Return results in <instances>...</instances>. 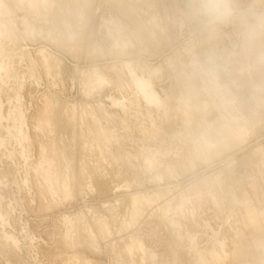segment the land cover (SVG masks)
I'll return each mask as SVG.
<instances>
[{
  "label": "rangeland",
  "instance_id": "1",
  "mask_svg": "<svg viewBox=\"0 0 264 264\" xmlns=\"http://www.w3.org/2000/svg\"><path fill=\"white\" fill-rule=\"evenodd\" d=\"M16 2L0 0L2 20L14 28L1 39L5 44L2 53L19 71L7 83L0 82V90L6 112L10 99L22 95L27 138H20L22 145H18L17 140L8 137L6 147L0 149L1 208L8 221L0 227V264H85V259L93 264H117L119 260L141 264L137 255L135 261L130 258L124 243L129 233L121 226V220L131 215L132 194L178 186L190 188L214 172L221 173L225 191L220 206L209 197L196 201L202 225L190 230L201 240L199 246L195 235H189V240L171 239V243L158 244L155 248L163 254L158 264H264V251L257 248V244H264V154L258 151V147H264V41L245 44L238 23L223 25L216 31L205 29L189 16L190 0H56L50 2L53 6L47 10L49 13L43 7L30 10L28 5ZM238 3L244 8L264 9V0ZM151 20L158 23L156 28ZM191 45L198 60L195 65L188 58L184 61L188 62L185 67L189 73L180 65L184 66L182 60ZM41 49L53 54L52 74L41 60ZM210 54L218 58L220 80L225 86L216 95L209 88L203 89L208 83ZM172 56L176 63L169 64L167 60ZM133 70L151 79L163 107L144 97ZM94 71H102L107 77L102 87L89 86L87 79ZM187 73L194 77V87L206 82L195 88L203 89L208 96L205 98L220 109L209 113L211 121L228 122L226 126L231 128L237 122L230 116L238 115L240 122L248 121L253 133L246 141L233 143L226 154L212 151L208 160L196 159L194 169L186 168L179 177H167L158 183L135 163L142 159L145 148L159 151L170 160L182 153L185 158L187 150L192 149L195 140L181 120L184 105L179 103L186 93ZM46 100L51 101L49 113L53 112L50 116L54 124L50 127L44 119L47 127L36 129L35 119L45 116ZM102 126L111 132L114 129L111 145H99L97 132ZM1 133L8 136L5 129ZM53 140L62 152H67L66 156L63 152V160L68 157L69 162L61 161L62 171L69 167L76 179L72 177L74 194L68 200L52 195L33 169L40 160V143L51 144ZM228 160L236 161L238 167L232 177L221 170ZM127 183L132 186L128 188ZM212 185L217 192L218 183L213 181ZM80 211L90 217L97 238L100 235L96 248L78 222L77 227L83 228H77L80 236L87 240L79 239L76 232L73 237L66 235L69 224L65 215L76 220ZM100 215L109 219L111 234L101 232L97 223ZM206 222L210 224L205 227ZM173 224L182 226L183 233L178 231L181 238L189 230L181 217L173 219ZM153 227L149 224L150 229ZM4 230L18 237V248L2 246ZM74 237H78L77 242L70 239ZM233 244L241 249L242 262L233 257Z\"/></svg>",
  "mask_w": 264,
  "mask_h": 264
},
{
  "label": "bare ground",
  "instance_id": "2",
  "mask_svg": "<svg viewBox=\"0 0 264 264\" xmlns=\"http://www.w3.org/2000/svg\"><path fill=\"white\" fill-rule=\"evenodd\" d=\"M16 1L17 0H15V2ZM19 1H20L19 4L28 5L31 8L30 10H32V9L34 10L36 8H39V7L42 8L43 7V10L45 9L44 11L46 13H49L50 11L47 12V10H49V7L51 8L53 6V5L49 6V4H52L50 2H53V1L56 2V0H18L16 3L18 4ZM28 6H26V8ZM20 7H21V5H20ZM1 8H2V6L0 4V82L7 83V80H10L12 78L13 73H16L18 75L19 71L16 68V66L13 65V63L7 62L5 60V56L2 53L3 51H5V49L3 47L5 44H3V42H1V39L5 38V34L8 31H10L8 29H10V28L14 29V28L8 26L2 20ZM38 11H36V12H38ZM42 12L43 11H41L40 14ZM151 22H152V24H154L152 20H151ZM149 24L151 25L150 22H149ZM156 25L154 26L155 28H156ZM149 28H150V26H149ZM151 32L153 33L154 31H151ZM7 37L12 38L11 36H8V35H7ZM157 41H158V39H157ZM40 54H41V60L44 64V66L46 67L48 73L52 74L53 70L55 69V65L52 62V55L53 54L51 55L45 49H41ZM185 55H186V57L183 60H182V58H184V57H182V58L180 57L183 65H184V66L180 65V67H184L182 69V71L183 70L189 71L188 69H186L185 63L188 64L189 59H190L191 62L195 65V63L198 60L196 57L197 51H196L194 45H191L187 49V52L185 53ZM185 55H183V56H185ZM187 58H188V62H184V61H187L186 60ZM54 59H56V58H54ZM174 61H175L174 56L170 57L169 61L167 60V62L169 64L176 63ZM177 62H179V61H177ZM179 64H181V63H179ZM187 66H191V65H187ZM59 67L61 69V65H59ZM56 68H57V65H56ZM157 69H159V68H157ZM194 69H196V68H194ZM182 71H181V73H182ZM195 71H197V69ZM192 72H194V71H192ZM189 73H190V71H189ZM189 73L185 74L186 80L183 79L184 81H186V93H184L181 96V98L179 99V103H182L184 105L183 111L181 110L182 111L181 112L182 113V117H181L182 119L181 120L184 123V125H186V130H187L188 134L190 136H192L191 138H193L195 140L194 141L195 143L193 142L194 144H193L192 149L187 150L188 152H186V153H188V155H186L185 158H183V156H184L183 153H182L183 156L181 155L182 157L179 156L177 153V155H178L177 159L173 160V158H172L170 160L168 158L169 159L168 160V159H166L167 156L162 157L161 155H159V153H160L159 151L150 152L151 149L146 150V148L143 151L142 149H144V148L142 147L141 148V150L143 151L142 157H141L142 162H140L141 161L140 160V161H138V163H135L136 167L141 166L142 168H144L145 171H147L149 173L151 179L155 180L156 182L158 181V183H160L162 180H164L167 177H173V178L179 177V175H181V171L185 170L186 168L194 169L196 167V159L208 160L209 155L211 154L212 151L217 153V155H221V156L223 154H226V152L229 151L230 147H232V145H234L233 143H235V142L239 143V142L246 141L248 135L253 133V129L249 125L248 121L244 119L243 122H240V117L238 115L232 114V116H230V118H232V120L237 122V125H239V126H237V125L234 126L235 128L233 126H231V128H229V126H226V124H228V122L223 123V121H222V123L216 124L215 120L211 121L209 119L210 118L209 113H211V115H212L213 113L211 111H213L214 109H216L218 107H217L216 103L214 105L213 101H211V103L213 102V104H211L209 102V100H207L208 98H205V96H207V95H205L204 92L202 91L203 89L206 91L207 88H209L207 86L208 83H207V85L205 84L206 82L200 83V85L205 84L203 86L204 88L202 89V87H201L202 90H199L200 88L196 89L195 87H197L198 85L196 84L197 86L194 87L195 83L193 84V81L195 79L193 80L192 78H194V77H192V75H190ZM132 74L134 76H137V81H136L137 86L139 87V90L141 91V93L145 95L144 97L147 98V100H149L150 102H152V104L155 103L157 106L163 107L162 99L158 95L157 91L154 88V85L149 81V79H147L143 76H138V74L135 70L132 71ZM195 75H196V72H195ZM134 78H136V77H134ZM87 80H89L88 84L91 88L102 87V84L108 82L107 77L102 73V71L101 72L100 71H94L93 74L90 73L89 79H87ZM203 80H206V79H203ZM199 82H200V80H199ZM90 87H88V88H90ZM211 97L213 98V95ZM229 101H231V100H229ZM13 102L14 103L16 102L18 105L13 104ZM45 103L47 104V105L45 104L46 105L45 109H44L45 112L43 111V114L45 113V116L39 117L37 119L34 118L35 119L34 127L36 129L41 130V128H42L44 130V128L47 127L46 125L44 126V124H45L44 122L49 124V126L51 124H54V122L52 121L53 116L52 117L50 116V114H52L53 112L49 113L50 111H52V109L50 110L52 105L49 108V104H51V101L50 102L47 101ZM229 103H231V102H229ZM233 103H234V101H232V105H234ZM228 106H231V105H228ZM163 110H165V109H163ZM237 110L240 113H242L238 109V107H237ZM46 113H47V116H46ZM219 113H222V112H219ZM43 114L41 113L40 115H43ZM86 115H89V114H86ZM93 115H94V113H93ZM228 116H225V117L223 116V117L224 118L227 117V119H229ZM93 117L94 116H92V118ZM223 117H222V119H223ZM98 118H99V116H98ZM44 119H45V121L43 122ZM93 120H95V119H93ZM232 120H230V122ZM98 121H100V119ZM4 122H7L8 124L4 125ZM203 122L205 125H203ZM94 123L96 124L97 121L95 120ZM99 123H101V122H99ZM218 123H219V121H218ZM43 126H44V128H43ZM25 127H26V117H25V113L22 109V95L19 93L14 98L12 97L10 99L9 110H8V112H6V107H5L4 101L2 99V94H1V90H0V149H3V147H6V142L8 140V137H9V139H15L17 141L20 138H24V139L27 138ZM50 127H49V129H50ZM1 129H5L7 131V133H8L7 137L1 133ZM113 130H112V132H113ZM112 132H111V130L109 131L105 126L99 127V130L97 132L98 138L101 142L99 145H104V144L106 145L108 143H109V145H111L110 140H112L113 139L112 136H114L112 134ZM113 133L115 134V132H113ZM226 133L228 135H223ZM179 139H180V137H179ZM54 142L53 143L50 142L51 144H48L46 142L40 143L41 144L40 145V160H39V163L37 165H35V167L33 169L35 171L36 176L39 177L43 181V183L47 186V189L49 190V192L52 195H56V196L58 195L60 197L63 196V199L66 198L68 200L69 198H72L73 194H74V191H73L74 185L73 184L75 182L73 183V181H72L74 179V176H72L73 173L72 174L70 173L69 167H65V171H62L61 161L69 162V161H67L68 157H67V159L63 160L64 159L63 154L65 152L63 151L64 152L63 153L62 149H61L62 147L61 148L58 147L56 142L55 143ZM17 144L22 145L19 141L17 142ZM105 148H108V147H105ZM258 148H259L258 151H261V153L264 154V147H258ZM63 150H66V149L64 148ZM66 153L64 154V156H66ZM27 156L28 155H25L24 158L28 159ZM70 158H71V156H70ZM139 158H140V156H139ZM262 158L264 159V157L261 156V160H262ZM104 160H105V158H104ZM71 161H70V163H72ZM262 161H264V160H262ZM234 162L236 163V161H234ZM62 163H64V162H62ZM263 164H262V166H263ZM69 165H72V164H69ZM133 165H134V163H133ZM99 169H101V168H99ZM221 170H222L223 174L225 173V175L231 176V177L234 176L235 173L238 171L237 169L235 171H227V167H225V166ZM105 171H106V169H105ZM75 174H77V173H75ZM72 177H73V179H72ZM104 178H105V176H104ZM78 179H80V178H78ZM74 180H76V179H74ZM0 181H3V180L0 178ZM86 181H87V179H86ZM89 181H88V183H89ZM213 181H216L218 183L219 189L217 190V192H215V190H214L215 188L212 185ZM92 184L93 183L90 182L88 186L93 187ZM97 185H98V183H97ZM127 185L129 186L128 188H130L132 186L129 183H127ZM127 185H125V187H127ZM102 186H104V185H102ZM74 188H75V186H74ZM178 188H179V186L177 188L173 187V189L168 188L166 190L160 189V190L153 191L154 190L153 189V190H150V192L153 191L152 193H150V192H144V193L137 192V193L132 194L131 202H130V206H131L130 214L131 215L128 218H126L127 216H125L126 219L122 218L123 221L121 220L122 224L121 223L120 224L123 227V229L129 233L127 236H124V240H125L124 243L126 244L127 249L129 251V254H130V258L133 259V261H135V258L137 255L139 257V259L142 261V262L140 261L141 264H158L159 263L158 260L160 258H162L163 254L160 253V251L155 248V244H157V242L167 244V243H171V241H169L171 239H173V240L180 239L181 241L182 240L184 241V239H186V238L189 240V235H195L197 237V242H198V246H199V243L201 240L199 241L197 233H194L190 230V228L192 229L195 226H201L202 225V221L200 220V218H197L198 215H197V210H196V208H197L196 201L202 202L203 200H205L206 198L209 197L214 201L216 206H220V201H221L222 196L224 195V191H225L224 185H223L222 175H221V173H219V174L215 173V172L210 173L201 181L199 180L198 182H195L190 188H186V189H178ZM69 202H71V201H69ZM1 204H2V197L0 195V227H4L8 223V221H7V218L5 217V214L3 213V210L1 208ZM212 204H213V202H212ZM76 215H77L76 220H74V218L71 215H65V217H64V219L69 224V226L67 228V234H66L67 237H73L74 235L72 236V233L76 232L77 233L76 236H79V239H81V238L83 239L84 237H82L83 235L80 233V229L82 227H84V229L87 231V235H84V236H88L90 238L88 240H91L90 241L91 244L94 247L95 246L98 247L99 246L98 238L100 237V235L97 238L98 234L95 231L96 227H94V224L91 221L90 217H88V215L86 213H84L83 211L82 212L80 211ZM179 217H181V219H184V226L186 227V230L189 229V230L185 231L184 235L182 234L183 235L182 238L179 236V232H178L179 230H181V232L183 233L182 226L181 227L179 226L180 228H178V227H176V225L173 224V219L176 220ZM97 220H98L97 223L99 224L98 226H100L101 232H103L105 235L111 234L112 230H110V226H109V222H108L109 219L104 215H100L97 218ZM77 222L80 226H82V225L83 226L81 228H80V226L77 227V225H78ZM231 222H232V220H231ZM149 224H153L154 227L152 229H150ZM208 224H210V223L206 222L205 227ZM77 228H80V229H77ZM161 229H164L165 232L161 236H159V238L157 240H154V237L158 234V232ZM82 230H83V228H82ZM83 234H85V233H83ZM0 235H1V232H0ZM80 235H82V236H80ZM86 238H84V241ZM70 239L76 241L78 239V237H76V238L74 237L73 239L72 238H70ZM19 244H20V240L18 239V237L14 233H9L6 230H4L3 236H2V246L5 249L11 248L12 250H14L15 247L16 248L19 247ZM189 244L191 245L190 241H189ZM208 244H209V241H208L207 245ZM223 248H224V244H223ZM257 248L264 251V244H257ZM237 249H238L237 246H235L233 244V252H232L233 257L235 258L236 261L242 262L239 259V258H241V254L239 253L241 251V249L240 248L238 250ZM259 253H261V252H259ZM220 256L223 257L224 255L220 254ZM251 256H252V254H251ZM84 261H85V264H93L92 260H90V259H85ZM246 262L248 264H250V262H248V261H246ZM160 263H161V261H160ZM117 264H124V263L121 260H119Z\"/></svg>",
  "mask_w": 264,
  "mask_h": 264
},
{
  "label": "clouds",
  "instance_id": "3",
  "mask_svg": "<svg viewBox=\"0 0 264 264\" xmlns=\"http://www.w3.org/2000/svg\"><path fill=\"white\" fill-rule=\"evenodd\" d=\"M188 14L211 31H216L226 24L238 23L245 44L264 41V9L244 8L238 0H190ZM217 59L212 54L207 59L209 91L214 94H220L225 90L220 80Z\"/></svg>",
  "mask_w": 264,
  "mask_h": 264
},
{
  "label": "built area",
  "instance_id": "4",
  "mask_svg": "<svg viewBox=\"0 0 264 264\" xmlns=\"http://www.w3.org/2000/svg\"><path fill=\"white\" fill-rule=\"evenodd\" d=\"M224 166L227 167V171H235L236 169H238L236 163H235L234 161H231V160H228ZM161 231H163L162 234L165 232L164 229H161V230L158 232V234L154 237V240H157V239L159 238V236L162 235V234L159 235V233H160ZM144 235H145V234H144ZM158 244H163V243H161V242H157V244H155V246L158 245Z\"/></svg>",
  "mask_w": 264,
  "mask_h": 264
},
{
  "label": "crops",
  "instance_id": "5",
  "mask_svg": "<svg viewBox=\"0 0 264 264\" xmlns=\"http://www.w3.org/2000/svg\"><path fill=\"white\" fill-rule=\"evenodd\" d=\"M138 76H140V75H138ZM144 77V76H143ZM145 78H147V77H145ZM147 79H149V78H147ZM149 81L152 83V81H151V79H149ZM153 84V83H152Z\"/></svg>",
  "mask_w": 264,
  "mask_h": 264
}]
</instances>
